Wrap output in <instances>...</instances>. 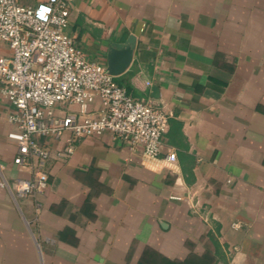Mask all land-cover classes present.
<instances>
[{"label":"crops","instance_id":"0c3cea01","mask_svg":"<svg viewBox=\"0 0 264 264\" xmlns=\"http://www.w3.org/2000/svg\"><path fill=\"white\" fill-rule=\"evenodd\" d=\"M67 4L66 31L88 60L106 66L109 44L135 36L114 80L162 108L168 129L153 159L109 132L75 139L63 158L69 131L40 138L47 185L21 196L15 179L30 174L13 163L14 108L0 95V264H137L146 250L264 264V0Z\"/></svg>","mask_w":264,"mask_h":264},{"label":"built area","instance_id":"2783aa9c","mask_svg":"<svg viewBox=\"0 0 264 264\" xmlns=\"http://www.w3.org/2000/svg\"><path fill=\"white\" fill-rule=\"evenodd\" d=\"M67 1L23 6L0 0V40L10 50L9 56L0 54V95L14 108L7 117L17 128L10 134L16 148L13 163L30 174L15 179L21 196L47 185L50 150L40 138L60 139L69 131L58 152L63 158L73 152L75 139L109 132L153 159L162 151L169 125L162 108L150 99L132 98L106 66L86 58L66 31ZM165 159L175 162V152L168 151Z\"/></svg>","mask_w":264,"mask_h":264},{"label":"water","instance_id":"95a60500","mask_svg":"<svg viewBox=\"0 0 264 264\" xmlns=\"http://www.w3.org/2000/svg\"><path fill=\"white\" fill-rule=\"evenodd\" d=\"M134 46L135 36L132 34H129L122 42H111L109 44L106 54V68L111 75H118L128 67Z\"/></svg>","mask_w":264,"mask_h":264},{"label":"trees","instance_id":"16d2710c","mask_svg":"<svg viewBox=\"0 0 264 264\" xmlns=\"http://www.w3.org/2000/svg\"><path fill=\"white\" fill-rule=\"evenodd\" d=\"M116 83L118 85H120L119 81H116ZM208 236L211 240H214V235L213 233L210 231L208 233ZM155 254L152 250H146L144 253H143V256L142 258L138 261L137 264H204L205 260L203 261L202 259H199V258H191V259H188L187 261H184V262H174V261H170V260H167V259H164L163 257H160L159 260H156L155 261Z\"/></svg>","mask_w":264,"mask_h":264}]
</instances>
